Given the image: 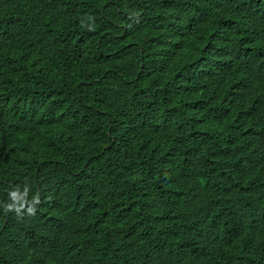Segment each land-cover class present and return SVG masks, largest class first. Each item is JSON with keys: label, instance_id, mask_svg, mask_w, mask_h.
Instances as JSON below:
<instances>
[{"label": "trees", "instance_id": "16d2710c", "mask_svg": "<svg viewBox=\"0 0 264 264\" xmlns=\"http://www.w3.org/2000/svg\"><path fill=\"white\" fill-rule=\"evenodd\" d=\"M0 264H264V0H0Z\"/></svg>", "mask_w": 264, "mask_h": 264}, {"label": "clouds", "instance_id": "9594fccd", "mask_svg": "<svg viewBox=\"0 0 264 264\" xmlns=\"http://www.w3.org/2000/svg\"><path fill=\"white\" fill-rule=\"evenodd\" d=\"M39 203V197L34 198V202L33 205L28 207V213L34 215L35 214V204ZM24 204L20 203V204H8L5 207V211L6 212H10V211H15L17 214H20L22 209L24 208Z\"/></svg>", "mask_w": 264, "mask_h": 264}, {"label": "rangeland", "instance_id": "374dc122", "mask_svg": "<svg viewBox=\"0 0 264 264\" xmlns=\"http://www.w3.org/2000/svg\"><path fill=\"white\" fill-rule=\"evenodd\" d=\"M235 87H236V89H237V85L235 84Z\"/></svg>", "mask_w": 264, "mask_h": 264}, {"label": "bare ground", "instance_id": "6f19581e", "mask_svg": "<svg viewBox=\"0 0 264 264\" xmlns=\"http://www.w3.org/2000/svg\"><path fill=\"white\" fill-rule=\"evenodd\" d=\"M174 236H175V234H174Z\"/></svg>", "mask_w": 264, "mask_h": 264}]
</instances>
